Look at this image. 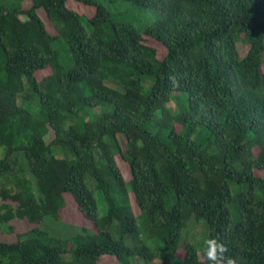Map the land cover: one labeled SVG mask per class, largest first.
Instances as JSON below:
<instances>
[{
    "label": "trees",
    "instance_id": "obj_1",
    "mask_svg": "<svg viewBox=\"0 0 264 264\" xmlns=\"http://www.w3.org/2000/svg\"><path fill=\"white\" fill-rule=\"evenodd\" d=\"M104 1L0 0V226L86 233L33 228L0 241V264H201L192 244L176 257L185 206L206 264H264V0H121L157 12L143 28Z\"/></svg>",
    "mask_w": 264,
    "mask_h": 264
},
{
    "label": "rangeland",
    "instance_id": "obj_2",
    "mask_svg": "<svg viewBox=\"0 0 264 264\" xmlns=\"http://www.w3.org/2000/svg\"><path fill=\"white\" fill-rule=\"evenodd\" d=\"M107 6H109L110 10L113 12L114 17L116 19H124L126 21L133 22L137 27L143 28L147 25L154 23L157 20V12L150 9H142L139 7H135L129 5L127 3H123L121 0H107L104 1ZM249 45L247 42L242 41L238 44V50L242 57H245L249 51ZM128 77L137 78L138 74L133 72V69H129L127 73ZM108 82V81H107ZM106 82V83H107ZM144 86V93H147L150 89L151 83H149L148 79H145L143 82ZM29 109L33 111L34 115L41 116L40 112L43 110L42 106L37 103V101L31 100L28 103ZM52 138L51 136L48 137L50 141ZM57 154H63V152L57 149ZM24 164L27 165L26 160H24ZM126 171V170H125ZM127 173V172H126ZM33 191L36 197L39 195L37 184L35 178H33L32 182ZM90 188L93 190L94 195L98 201L99 205V213L100 216L105 215L106 213V204L104 201V197L102 193L98 190H95L90 183ZM168 206L171 207L175 203V197L171 194L167 200ZM132 212L135 215L139 228L141 229V237L142 239L146 240L149 246L152 248L155 246H159L161 239L160 236H155L153 239L148 240V234H150L149 229V219L147 214L142 211L139 206L135 202L132 201ZM184 216H185V226L182 231V238L180 241V246L178 250H176V257L178 254L182 253V250L185 245L192 244L195 246L196 250L198 251L199 260L201 264H206L210 262V258L208 257L207 253L210 250L209 241H211L209 236V230L207 223L204 219L197 218L194 213H192L191 209L188 206L184 207ZM33 228H39L43 231L48 232L52 236L71 239L74 236L79 234L86 235L82 228L78 225H73L65 221L61 220H54L50 217L45 219V222L42 225L34 226L28 225L26 221L20 220L13 223V228H9V226H0V241L3 242H14L19 234H22L28 230ZM87 234H95V231L89 230ZM73 244V243H72ZM77 244V243H76ZM162 261V259H157L153 264H158ZM134 264H146L144 261L140 259H134ZM2 264H8L6 260ZM101 264H117L114 262H101Z\"/></svg>",
    "mask_w": 264,
    "mask_h": 264
},
{
    "label": "clouds",
    "instance_id": "obj_3",
    "mask_svg": "<svg viewBox=\"0 0 264 264\" xmlns=\"http://www.w3.org/2000/svg\"><path fill=\"white\" fill-rule=\"evenodd\" d=\"M209 245H210V250L208 251L207 255L210 259L215 260L216 259V256H215L216 246L214 242L212 241H209Z\"/></svg>",
    "mask_w": 264,
    "mask_h": 264
}]
</instances>
